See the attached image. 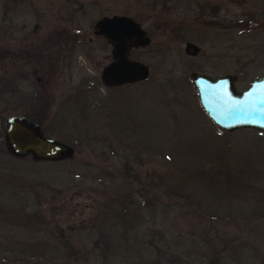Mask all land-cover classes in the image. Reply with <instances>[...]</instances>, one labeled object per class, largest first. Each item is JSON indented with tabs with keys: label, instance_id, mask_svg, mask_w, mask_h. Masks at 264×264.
I'll use <instances>...</instances> for the list:
<instances>
[{
	"label": "rangeland",
	"instance_id": "1",
	"mask_svg": "<svg viewBox=\"0 0 264 264\" xmlns=\"http://www.w3.org/2000/svg\"><path fill=\"white\" fill-rule=\"evenodd\" d=\"M111 14L149 37L145 79L100 82ZM263 69L264 0H0V264H264V132L219 129L189 78ZM9 114L72 156L11 155Z\"/></svg>",
	"mask_w": 264,
	"mask_h": 264
},
{
	"label": "water",
	"instance_id": "2",
	"mask_svg": "<svg viewBox=\"0 0 264 264\" xmlns=\"http://www.w3.org/2000/svg\"><path fill=\"white\" fill-rule=\"evenodd\" d=\"M91 33L109 45L110 59L99 71L102 85L119 86L145 79L148 66L129 56L131 49L144 47L149 37L139 22L129 15H102L95 19ZM199 46L185 41L183 51L195 55ZM197 100L209 119L221 130L252 128L264 132V69L244 88L235 87L232 73L210 76L190 71ZM2 139L5 149L13 156L29 155L33 160H62L71 157L73 146L52 136L44 135L38 122L21 114L4 118Z\"/></svg>",
	"mask_w": 264,
	"mask_h": 264
},
{
	"label": "trees",
	"instance_id": "3",
	"mask_svg": "<svg viewBox=\"0 0 264 264\" xmlns=\"http://www.w3.org/2000/svg\"><path fill=\"white\" fill-rule=\"evenodd\" d=\"M26 117H27V115H26ZM41 126V125H40ZM41 129H42V126H41ZM124 220H127V219H124ZM130 220V219H129Z\"/></svg>",
	"mask_w": 264,
	"mask_h": 264
},
{
	"label": "flooded vegetation",
	"instance_id": "4",
	"mask_svg": "<svg viewBox=\"0 0 264 264\" xmlns=\"http://www.w3.org/2000/svg\"><path fill=\"white\" fill-rule=\"evenodd\" d=\"M28 118V117H27Z\"/></svg>",
	"mask_w": 264,
	"mask_h": 264
}]
</instances>
